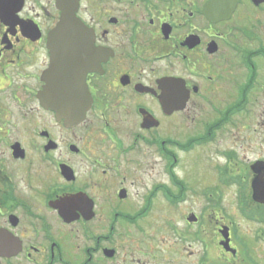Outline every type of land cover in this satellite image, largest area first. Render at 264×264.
<instances>
[{"label": "flooded vegetation", "instance_id": "obj_1", "mask_svg": "<svg viewBox=\"0 0 264 264\" xmlns=\"http://www.w3.org/2000/svg\"><path fill=\"white\" fill-rule=\"evenodd\" d=\"M212 1L79 0L74 120L58 0H0V264H264V0Z\"/></svg>", "mask_w": 264, "mask_h": 264}, {"label": "water", "instance_id": "obj_2", "mask_svg": "<svg viewBox=\"0 0 264 264\" xmlns=\"http://www.w3.org/2000/svg\"><path fill=\"white\" fill-rule=\"evenodd\" d=\"M218 2L221 4L223 0H213L206 5V11L208 14L225 16L224 11L218 13ZM78 4L79 0H58V6L62 10L61 19L48 38L53 64L45 73L48 85L42 98L49 107L55 109L59 119L67 118L69 112L75 120L83 113L80 109L67 110L63 97V81L66 80L69 56H81L84 52L91 54L90 49L93 46L91 31L76 14Z\"/></svg>", "mask_w": 264, "mask_h": 264}, {"label": "rangeland", "instance_id": "obj_3", "mask_svg": "<svg viewBox=\"0 0 264 264\" xmlns=\"http://www.w3.org/2000/svg\"><path fill=\"white\" fill-rule=\"evenodd\" d=\"M189 204H191L190 200H189V203L187 204V207H184V211H186V208L190 207ZM168 214H170V213L168 212Z\"/></svg>", "mask_w": 264, "mask_h": 264}]
</instances>
